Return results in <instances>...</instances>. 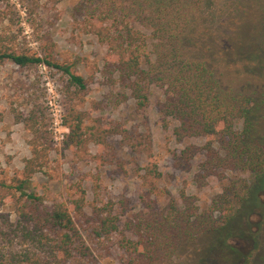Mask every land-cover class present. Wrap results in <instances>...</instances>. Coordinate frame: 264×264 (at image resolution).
I'll list each match as a JSON object with an SVG mask.
<instances>
[{
  "label": "trees",
  "instance_id": "obj_1",
  "mask_svg": "<svg viewBox=\"0 0 264 264\" xmlns=\"http://www.w3.org/2000/svg\"><path fill=\"white\" fill-rule=\"evenodd\" d=\"M207 1L124 0L123 17L131 25L129 20L120 26L116 20L99 21L92 31L112 50L118 76L138 105L147 101L150 86L161 90L162 98L153 108L162 129L172 127L177 143L202 140L184 147L182 154L198 149L193 183L201 188L213 180L219 190L198 204V196L181 189L163 206L146 205L133 213L123 229L124 213L111 199L90 204L89 212L83 196L69 205L63 201L45 205L30 182L46 164L52 143L44 109L36 102L15 114L27 132L29 147L22 177L0 179V264H90L89 241L115 232L122 264H173L189 245L195 246L190 254L195 264H264V81L229 78L219 71V66L233 67L241 57L225 32L209 36L212 27L201 18L210 5ZM35 3L37 7L36 0L29 1ZM8 8L9 3L0 10V19L12 12ZM240 24H232L228 31ZM140 27L149 32L147 36ZM38 38L40 53L21 50L0 27V64L7 60L22 69L39 65L53 69L61 74L67 100L82 98L87 78L73 63L54 56L49 33ZM142 46L148 47L147 53ZM109 64L105 61L104 66ZM88 117L73 104L66 108V148L85 151L89 143L104 144L108 135L119 134L132 151L145 156L143 178H161L149 135L102 125L100 118L89 125Z\"/></svg>",
  "mask_w": 264,
  "mask_h": 264
},
{
  "label": "rangeland",
  "instance_id": "obj_2",
  "mask_svg": "<svg viewBox=\"0 0 264 264\" xmlns=\"http://www.w3.org/2000/svg\"><path fill=\"white\" fill-rule=\"evenodd\" d=\"M29 1H0V10L7 3L12 10L9 12L8 8L0 19L1 29L12 36L19 49L35 53H40L38 37L46 31L55 43L54 56L73 63L87 78L88 85L82 98L70 103L64 96L61 74L55 70L42 65L22 69L7 60L0 64V179L11 180L23 169L24 160L29 156L27 132L15 114L37 102L44 109L52 143L46 164L32 174L30 182L43 195L45 205L52 206L56 201L69 205L73 199L83 196L87 204L85 211L89 212L90 204L101 205L111 199L119 203L118 211L124 213L120 222L123 229L124 221L133 213L147 208L146 205L163 206L168 196L176 198L181 189L198 196V204L212 197L219 190L218 182L209 180L201 188L193 183L198 149L182 154L184 147L200 145L202 140L177 143L172 127L162 129L153 108L162 98L161 90L150 86L147 101L138 105L118 76L112 50L92 31L99 21L110 24L116 20L118 26L124 25L129 20L123 17L124 0H36L37 7ZM207 2L210 5L201 18L212 27L209 36L225 32L224 37L230 39L228 42L238 49L241 57L233 67L219 66V71L227 72L229 78L264 81V0ZM237 8L243 12L237 13ZM234 23H239V28L228 31ZM140 29L144 37L148 35L145 28ZM140 50L147 53L148 47L142 46ZM105 61L110 62L109 67L104 66ZM71 104L89 115L86 120L89 125L93 119L100 118L102 125L116 124L130 134L149 135L148 143L161 178H143L145 156L132 151L119 134L108 135L104 144L91 142L85 151L66 148L63 141L68 129L63 125V115ZM151 179L155 183L153 188ZM122 200L124 204L120 203ZM123 233L131 236L128 231ZM118 239L119 234L115 232L89 241L93 256L90 264H122ZM194 247L189 245L180 251L173 264H195L197 260L190 255Z\"/></svg>",
  "mask_w": 264,
  "mask_h": 264
}]
</instances>
